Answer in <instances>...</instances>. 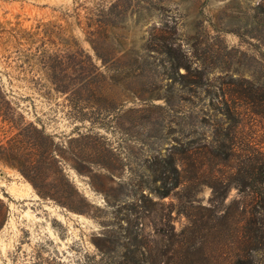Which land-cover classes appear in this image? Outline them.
I'll list each match as a JSON object with an SVG mask.
<instances>
[{
	"label": "rangeland",
	"instance_id": "374dc122",
	"mask_svg": "<svg viewBox=\"0 0 264 264\" xmlns=\"http://www.w3.org/2000/svg\"><path fill=\"white\" fill-rule=\"evenodd\" d=\"M111 1L0 0L6 88L28 120L40 118L82 158L91 157L90 141L67 143L79 122L69 117L65 96L49 93L36 68L22 66L19 49L29 44L16 35L47 25L53 39L75 36L92 51L76 13L84 19ZM127 4L135 12L125 21L128 42L139 47L153 28L163 29L172 53L166 59L177 67L167 76L163 57L149 60L143 80L156 94L153 122L146 130L128 121V134L113 123L118 127L106 132L125 163L113 178L99 166L91 167L92 177L67 166L90 203L85 213L41 198L0 162V264H181L176 255L184 254L197 264H235L240 248L264 264V236L248 233L252 221L264 230V0ZM163 158L181 170L180 185L166 197L155 182L164 174ZM132 176L160 188L135 186Z\"/></svg>",
	"mask_w": 264,
	"mask_h": 264
},
{
	"label": "trees",
	"instance_id": "16d2710c",
	"mask_svg": "<svg viewBox=\"0 0 264 264\" xmlns=\"http://www.w3.org/2000/svg\"><path fill=\"white\" fill-rule=\"evenodd\" d=\"M130 1L112 0L110 5L96 6V9L86 12L84 19H81V12L76 13L78 23L84 25L85 40L92 51L86 49L75 36L63 38L60 34V40L53 39L47 25L41 30L42 24H39L34 31L16 35L20 44H29L26 49H19L22 66L27 63L36 68L47 80L49 93L65 96L70 108L69 117L79 122L74 128L76 136L69 135L71 137L67 143L89 140L90 158H82L70 150L59 140V134L48 131L40 118L28 120L0 76V162L16 169L41 198L53 200L79 213H85L83 205L90 203L70 179L67 166L89 177H92L91 167L99 166L106 171L105 176L113 178L118 163H125L120 162L122 159L110 144L106 132L118 127L113 123L119 122L122 123L119 125L122 132L128 134L131 129L126 126L128 121L132 126L141 125L146 130L150 128L156 94L143 80L150 73V59L163 57L162 64L166 65L163 70L167 76L169 70H177L176 64L166 59L172 53L167 44L170 38L163 29L153 28L151 38L143 39L139 47L135 39L128 42L125 21L135 14L127 4ZM161 98L168 101L167 95ZM83 128L86 131H82ZM162 160L165 171L155 182L163 183L160 187L165 190L159 193L161 197H166L180 185L181 170L173 160ZM262 174L259 179L264 183ZM131 183L148 187L151 191L160 188L139 180L136 182V176H132ZM248 233L253 237L264 236V230L256 226V221L251 222ZM246 249H239L241 252L237 253L235 264H256V259L248 256ZM142 253L145 257V253ZM176 258L181 264L185 261V264H197L196 260L189 259L185 254L180 257L176 255ZM176 258L173 259L175 262Z\"/></svg>",
	"mask_w": 264,
	"mask_h": 264
}]
</instances>
